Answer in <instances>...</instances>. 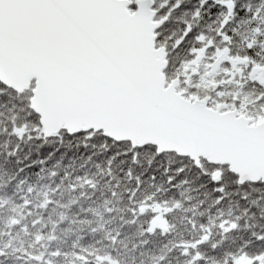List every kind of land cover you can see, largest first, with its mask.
Here are the masks:
<instances>
[{"label": "snow or ice", "instance_id": "obj_1", "mask_svg": "<svg viewBox=\"0 0 264 264\" xmlns=\"http://www.w3.org/2000/svg\"><path fill=\"white\" fill-rule=\"evenodd\" d=\"M101 252L264 264V0H0V264Z\"/></svg>", "mask_w": 264, "mask_h": 264}, {"label": "trees", "instance_id": "obj_2", "mask_svg": "<svg viewBox=\"0 0 264 264\" xmlns=\"http://www.w3.org/2000/svg\"><path fill=\"white\" fill-rule=\"evenodd\" d=\"M64 192H65L64 203L67 204L69 202L66 196L67 190L65 189ZM57 199L59 200V197H57ZM95 206L98 210H101L103 208V206L100 204H97ZM126 207L127 206L125 205L124 208ZM64 211H65V214L67 215L68 214L67 209H64ZM141 211L145 213L143 217V222L147 225V227L145 228V231L151 232L153 230H159L162 234L171 231L174 234L173 238L179 239L180 230L178 228L172 227V221L176 219V216L170 211L168 207H165L162 205H156L155 203L143 206V208H141V206L138 205L137 212L139 213ZM157 216H159L160 220L162 221V224L155 223L156 222L155 219ZM56 218L58 219V216ZM95 219H99V217H95ZM80 227H86V225H81ZM94 261H95V264H101V261H103L104 264H106L107 255L101 252L99 256L94 257Z\"/></svg>", "mask_w": 264, "mask_h": 264}, {"label": "rangeland", "instance_id": "obj_3", "mask_svg": "<svg viewBox=\"0 0 264 264\" xmlns=\"http://www.w3.org/2000/svg\"><path fill=\"white\" fill-rule=\"evenodd\" d=\"M155 221H156V222H155L156 224H157V223L162 224V221L160 220L159 216L156 217ZM159 224H158V225H159Z\"/></svg>", "mask_w": 264, "mask_h": 264}]
</instances>
